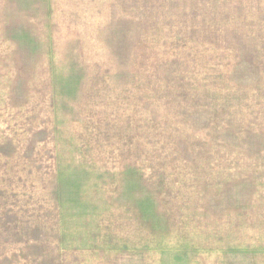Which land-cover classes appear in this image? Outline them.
Returning a JSON list of instances; mask_svg holds the SVG:
<instances>
[{
    "label": "rangeland",
    "instance_id": "374dc122",
    "mask_svg": "<svg viewBox=\"0 0 264 264\" xmlns=\"http://www.w3.org/2000/svg\"><path fill=\"white\" fill-rule=\"evenodd\" d=\"M0 264H264V0H0Z\"/></svg>",
    "mask_w": 264,
    "mask_h": 264
}]
</instances>
